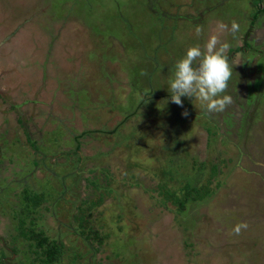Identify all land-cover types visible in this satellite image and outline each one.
Returning a JSON list of instances; mask_svg holds the SVG:
<instances>
[{"label": "rangeland", "instance_id": "374dc122", "mask_svg": "<svg viewBox=\"0 0 264 264\" xmlns=\"http://www.w3.org/2000/svg\"><path fill=\"white\" fill-rule=\"evenodd\" d=\"M251 8L0 0V264H44L43 237L63 246L53 264H264V19L250 28ZM233 20L235 36L219 33L231 45L233 103L210 114L195 98L171 102L176 62ZM244 42L246 60L235 53ZM257 75L262 87L249 90ZM79 132L85 179L74 191L60 179L74 170ZM187 185L202 197L183 213ZM23 187L43 194L37 209L19 200Z\"/></svg>", "mask_w": 264, "mask_h": 264}, {"label": "clouds", "instance_id": "9594fccd", "mask_svg": "<svg viewBox=\"0 0 264 264\" xmlns=\"http://www.w3.org/2000/svg\"><path fill=\"white\" fill-rule=\"evenodd\" d=\"M239 28L235 20L230 27L222 21L218 22L216 34L208 37L204 50L198 45L186 50L185 56L176 62L169 81L171 102L183 107L181 97L195 98L210 114L220 113L233 103V95L228 94L233 72L228 58L231 45L222 42L219 33L230 32L235 36ZM203 31L202 26L195 28L197 36ZM182 115H188L186 109ZM247 228V222L241 221L234 226L233 232L239 235Z\"/></svg>", "mask_w": 264, "mask_h": 264}, {"label": "flooded vegetation", "instance_id": "af4514ba", "mask_svg": "<svg viewBox=\"0 0 264 264\" xmlns=\"http://www.w3.org/2000/svg\"><path fill=\"white\" fill-rule=\"evenodd\" d=\"M249 3H250V5H251V9L253 10V12H252V14H251V22H250V24H249V27L251 28L252 26H254V21L256 20V21H259V20H261V19H264V0H249ZM256 4H257V6H256ZM201 12H203L202 10H201ZM202 14V13H201ZM171 15V14H170ZM192 15H195V14H189V16L188 17H194V16H192ZM248 27V30H251L250 28ZM244 37V36H243ZM245 39H246V36L244 37ZM244 39V40H245ZM245 43V45H244V47L243 46H238L237 48H235V50H236V54H237V51L238 50H243V52H249L250 50L248 49V48H250V46L247 44V42H244ZM5 45H6V43H5ZM249 50V51H248ZM253 50H255L256 52V54H258L260 57H262L263 56V54H261L262 53V51L261 50H259V49H255V48H253ZM242 52V51H241ZM259 52V53H258ZM246 53V54H247ZM245 54V53H244ZM244 54H237V55H242V57L246 60V56H243ZM262 55V56H261ZM264 57V56H263ZM242 58V59H243ZM259 58V57H258ZM235 60H236V58H234ZM243 59V60H244ZM238 61V60H237ZM239 63V62H238ZM240 66L241 67H243V64H240ZM47 67V69L49 68V66L47 65L46 66ZM46 67H45V69H46ZM244 71H245V69H244ZM256 72H257V70H256ZM259 72H261V74L263 73L262 71H258V73ZM44 71H43V78H44ZM245 75H246V72H245ZM43 82H45V79H43ZM230 82V81H229ZM257 82H258V85H257ZM262 83V76L260 75V76H256L254 79H251V81H248V89L250 90V89H259V88H261L262 86L260 85ZM230 85H229V93L228 94H232L233 95V93H232V87L234 86L232 83H229ZM234 89V88H233ZM234 91H235V89H234ZM250 94V93H249ZM248 94V95H249ZM248 99V98H247ZM247 99H245V100H247ZM201 105V104H200ZM212 124V123H211ZM75 129V128H74ZM206 130V140H205V142H208V139H209V136H210V141H211V143L212 142H215V139H211L212 138V129H210V128H207V129H205ZM75 131V130H74ZM67 132H69V131H66L65 133H67ZM64 133V134H65ZM72 133H74V132H72ZM80 133V132H79ZM74 134V135H72V138H75L76 136H77V139H75L76 140V142H77V145H78V148L75 146V149H74V151H73V153L75 152V150H76V153H77V156H78V158H77V162L75 163L74 161H70V164H73V163H75V167H74V170L75 169H77L76 171H74V170H68V171H66L65 173H63L62 174V176H61V179H60V185L62 186V187H67L68 185L69 186H73L74 187V191H75V189L77 188V186H80L79 184H80V182H81V180H83L84 181V177L80 174V172H79V167H80V165H83V164H85L86 163V161H84V156H82V155H80L79 154V137L82 135V133L83 132H81L80 134ZM214 136H215V133H214ZM44 143V142H43ZM30 144H31V146H35V144H34V142L32 143V142H30ZM207 143H204V148L207 146L206 145ZM0 149H1V146H0ZM34 150H36V146H35V149ZM62 154H63V157L65 158V157H69L68 155H70L71 153H72V150H65L64 148H62ZM41 159L42 158H40V160H37L38 162H40V164H42V162H41ZM91 160H92V158H91ZM36 162V161H35ZM44 164H47V161H44ZM39 164H37V163H35L34 164V166H38ZM216 167V166H215ZM69 168V167H68ZM32 172V171H31ZM201 176H203L201 173H198V177H201ZM13 177H17L16 178V180H12V181H15L14 182V187L16 188L17 187V184H18V182L22 179V178H19L18 176H13ZM87 179V178H86ZM22 182V181H21ZM9 184V182L7 181L6 183H4V185H8ZM67 185V186H66ZM0 188H2V187H0ZM24 188V187H23ZM22 188V189H23ZM28 189H23L22 191H21V196L19 197V200L20 201H22V203L26 206L28 203L26 202L27 201V199L28 198H30V197H35V199L36 200H38V202L37 203H35V204H31V203H29V207H27L26 206V209H30V210H35V209H37L39 206H40V204L42 203V201H43V194H41V193H35V192H32V191H27ZM73 190V189H72ZM64 192V191H63ZM179 198V197H178ZM187 198H188V196H187ZM182 199H186V197H183ZM1 200V199H0ZM191 201H195V199L194 198H192L191 199ZM178 202V208L184 213L185 212V209H184V206L187 204V203H190V198H188V200H186L185 201V203L183 204V205H181V203H180V201H177ZM1 204V203H0ZM52 209H53V203H52ZM20 236L22 235L21 233L19 234ZM22 237H23V235H22ZM46 238V237H45ZM0 241L1 242H5L6 243V241L7 240H5L3 237H2V235L0 234ZM48 242L49 243H52V244H55V245H58V244H61V243H58V242H55V241H49L48 240ZM5 243H3V246L5 245ZM48 243V244H49ZM62 248H63V246H62V244H61V247H60V251H61V253H60V256H59V258L57 259V261H55V262H59L60 261V258H61V254H62ZM41 249V248H40ZM54 262V263H55ZM44 264H46V263H44ZM53 264V263H52Z\"/></svg>", "mask_w": 264, "mask_h": 264}, {"label": "trees", "instance_id": "16d2710c", "mask_svg": "<svg viewBox=\"0 0 264 264\" xmlns=\"http://www.w3.org/2000/svg\"><path fill=\"white\" fill-rule=\"evenodd\" d=\"M75 139H77V136L75 137ZM76 147L78 148V145L76 143ZM76 151V150H75ZM198 177V174L195 175ZM190 187V188H189ZM186 189H187V192L184 194V197H186V199H181V198H177V201H180L181 205H183L185 203L186 200H188V198H194L192 196H190L189 194L191 192L194 191V193L196 194L197 197H195L194 199L197 200V199H200L202 196L201 194H199V186H186ZM188 196V198H187ZM28 204L31 203V204H35L38 202V200L35 199V197H30L27 199L26 201ZM175 202V200H174ZM21 234L26 237L28 235V233H26L25 231H21ZM47 238L43 237L42 239H39L37 241V246L39 248L42 249L43 251V258H42V261L43 263H46V264H52L54 263L55 261H57V259L59 258L60 256V247H61V244H58V245H55V244H52V243H49V242H46ZM49 243V244H48Z\"/></svg>", "mask_w": 264, "mask_h": 264}]
</instances>
